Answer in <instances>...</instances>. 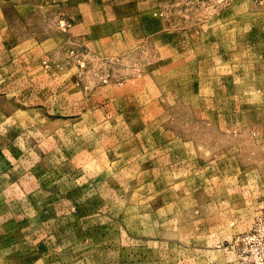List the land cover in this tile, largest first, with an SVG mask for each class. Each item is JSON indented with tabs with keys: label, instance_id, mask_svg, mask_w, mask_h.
<instances>
[{
	"label": "rangeland",
	"instance_id": "374dc122",
	"mask_svg": "<svg viewBox=\"0 0 264 264\" xmlns=\"http://www.w3.org/2000/svg\"><path fill=\"white\" fill-rule=\"evenodd\" d=\"M22 1L0 264H264V0Z\"/></svg>",
	"mask_w": 264,
	"mask_h": 264
},
{
	"label": "crops",
	"instance_id": "0c3cea01",
	"mask_svg": "<svg viewBox=\"0 0 264 264\" xmlns=\"http://www.w3.org/2000/svg\"><path fill=\"white\" fill-rule=\"evenodd\" d=\"M49 1L46 0H24L20 3L19 7L21 8V11H28L30 14H32L35 17H44V12L46 8V3ZM50 3V2H49ZM30 39H36V40H45L46 35H41V33H38L36 35H30ZM21 38H27L21 37ZM29 38V37H28Z\"/></svg>",
	"mask_w": 264,
	"mask_h": 264
}]
</instances>
